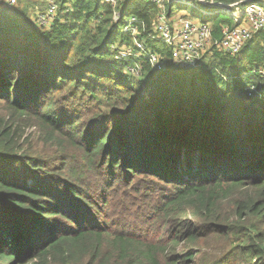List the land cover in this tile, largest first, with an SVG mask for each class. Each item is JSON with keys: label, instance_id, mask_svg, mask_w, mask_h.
<instances>
[{"label": "trees", "instance_id": "1", "mask_svg": "<svg viewBox=\"0 0 264 264\" xmlns=\"http://www.w3.org/2000/svg\"><path fill=\"white\" fill-rule=\"evenodd\" d=\"M39 3H0V264H264V31L186 69L146 0L117 21L59 0L48 28ZM133 17L164 70L122 58ZM204 18L215 40L241 25Z\"/></svg>", "mask_w": 264, "mask_h": 264}, {"label": "built area", "instance_id": "2", "mask_svg": "<svg viewBox=\"0 0 264 264\" xmlns=\"http://www.w3.org/2000/svg\"><path fill=\"white\" fill-rule=\"evenodd\" d=\"M19 0H0L5 3V7L15 9ZM44 7L36 8L34 12V21L41 28H48L59 20V0H39ZM126 0H101L105 5L115 10V20L120 14L116 11L120 9ZM157 6L159 15L155 21L153 32L149 37L157 42H161L170 48L171 61L179 66L192 69L199 67L207 53L218 50L230 56L238 55L246 43L252 37L264 31V8L259 7L251 0L246 3H236L225 5L217 3L215 0H147ZM183 4L192 7L203 17L214 15L212 9L221 10L219 13L228 14L234 21L245 19L246 25L241 23L237 28L229 26L223 27L220 40H215L212 29L209 24L195 21L187 17H175V14H167L175 4ZM245 4V6L241 5ZM241 5V6H240ZM172 6V7H171ZM243 6V7H242ZM232 12V14H231ZM141 23L136 18H130L124 28V33L132 36L134 40L133 48L124 50L123 59L130 61L144 60L150 64L154 71H162L166 68V60L161 54L153 52L146 43L138 41V26ZM144 27V25H142ZM148 36V33H147ZM130 73L140 78L141 66L135 63V66L129 69ZM264 80V68L259 73ZM251 92L254 85L248 87ZM251 96V94L249 95Z\"/></svg>", "mask_w": 264, "mask_h": 264}, {"label": "rangeland", "instance_id": "3", "mask_svg": "<svg viewBox=\"0 0 264 264\" xmlns=\"http://www.w3.org/2000/svg\"><path fill=\"white\" fill-rule=\"evenodd\" d=\"M241 3H242V2H241ZM2 4L6 5L5 3H2ZM179 4H180V3L175 4V6H174L175 11L177 12V13H174V14L177 15V18H180V17H187V18L193 19V20H195V21H201V22H203V21L206 20L203 16H201V15H200L197 11H195L192 7H190V6H180ZM239 4H240V3H239ZM257 4H258L259 6L264 7V1H259V2H257ZM18 6H20V5H19V1H18L17 6L15 7V9H9L8 7H6V8L9 9V10L13 13V12H16V10L19 8ZM39 7H40V8H43L44 5L40 2V3H39ZM242 7H243V6H242ZM211 12H214V14H216V15H221V13H219V11H218L217 9H212ZM220 12H221V11H220ZM231 14H232V12H231ZM38 27H39V26H38ZM170 60H171V59H170Z\"/></svg>", "mask_w": 264, "mask_h": 264}, {"label": "crops", "instance_id": "4", "mask_svg": "<svg viewBox=\"0 0 264 264\" xmlns=\"http://www.w3.org/2000/svg\"><path fill=\"white\" fill-rule=\"evenodd\" d=\"M147 1V0H146ZM246 1H248V0H246ZM246 1H243V3H246ZM252 2H253V4H255V5H257V6H259L258 4H257V2H259V1H264V0H251ZM150 3V2H149ZM152 4V3H151ZM241 6V5H240ZM259 7H262V6H259ZM262 8H264V7H262ZM175 10V9H174ZM175 17H177V15H175ZM241 23L243 24V25H246L247 23H246V21H245V19H243L242 21H241ZM263 32V31H262ZM258 34V33H257ZM256 35V34H255ZM263 69V68H262Z\"/></svg>", "mask_w": 264, "mask_h": 264}]
</instances>
